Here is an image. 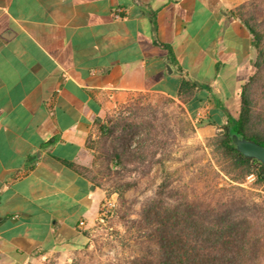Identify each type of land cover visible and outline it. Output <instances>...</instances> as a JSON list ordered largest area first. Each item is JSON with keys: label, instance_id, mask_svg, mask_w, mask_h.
I'll use <instances>...</instances> for the list:
<instances>
[{"label": "crops", "instance_id": "crops-1", "mask_svg": "<svg viewBox=\"0 0 264 264\" xmlns=\"http://www.w3.org/2000/svg\"><path fill=\"white\" fill-rule=\"evenodd\" d=\"M242 1L0 0V264L83 243L105 195L76 167L91 165L87 141L114 104L173 100L200 139L238 118L255 58L229 15Z\"/></svg>", "mask_w": 264, "mask_h": 264}, {"label": "trees", "instance_id": "trees-1", "mask_svg": "<svg viewBox=\"0 0 264 264\" xmlns=\"http://www.w3.org/2000/svg\"><path fill=\"white\" fill-rule=\"evenodd\" d=\"M229 15L239 20L252 37L253 74L241 89L238 118H229L227 124L207 140L206 146L199 148L204 152V166L216 175L223 173L229 182L220 187L216 182L201 179V193L195 189L187 193L183 185L184 193L176 191L173 197L171 194L173 201L165 203L161 197L170 184L165 177L159 186V198L143 209L144 217L154 228L150 242L155 256L149 250L147 256L134 264H259L264 257V200L249 188L240 186L247 176L253 175L252 186L264 191V167L256 160L245 159L236 150L232 138L236 135L264 146V96L260 105L252 96V90L264 81V0H250L231 9ZM194 88L195 85L183 81L180 101L185 102ZM153 129L147 128L135 150L142 145L148 154L159 143L162 145L161 137L155 135ZM98 132H107V126L100 125ZM91 140L89 138L86 144L89 149L93 148ZM206 148L209 157H206ZM113 157L118 158L117 154ZM96 159L97 153L91 168L78 166L76 170L101 189L92 170ZM215 167L219 172H215Z\"/></svg>", "mask_w": 264, "mask_h": 264}, {"label": "rangeland", "instance_id": "rangeland-1", "mask_svg": "<svg viewBox=\"0 0 264 264\" xmlns=\"http://www.w3.org/2000/svg\"><path fill=\"white\" fill-rule=\"evenodd\" d=\"M249 1L243 0L237 6ZM252 96L259 105L262 103L264 81L252 90ZM104 124L107 132H97L91 140L93 148L87 149L93 151L94 156L95 153L98 155L96 160L100 162L96 161L92 170L105 199L96 220L82 231L83 243L69 253H61L60 258L50 260L48 264H134L147 256L149 250L155 256L150 242L154 228L144 217L143 209L147 203L159 198V186L164 178L170 181L161 197L165 203L173 201L171 194L173 197L176 191L184 193L183 185L187 193L192 189L201 193V179L212 184L216 182L220 187L229 182L223 173L216 175L204 166V152L199 149L205 147L207 140L216 133L200 139L177 102L159 95L135 94L114 104L107 112ZM149 126L163 143L147 154L142 145L139 151L135 148ZM205 153L209 157L207 148ZM114 154L118 158H114ZM93 161L85 168H91ZM214 170L219 172L216 167ZM253 181L247 183L245 178L240 186L249 188L264 200V191L259 186H252ZM126 185L129 187L123 189ZM259 264H264V257Z\"/></svg>", "mask_w": 264, "mask_h": 264}, {"label": "water", "instance_id": "water-1", "mask_svg": "<svg viewBox=\"0 0 264 264\" xmlns=\"http://www.w3.org/2000/svg\"><path fill=\"white\" fill-rule=\"evenodd\" d=\"M232 138L236 150L245 159L256 160L264 167V146L256 143L253 140L239 138L236 135H232Z\"/></svg>", "mask_w": 264, "mask_h": 264}, {"label": "built area", "instance_id": "built-area-1", "mask_svg": "<svg viewBox=\"0 0 264 264\" xmlns=\"http://www.w3.org/2000/svg\"><path fill=\"white\" fill-rule=\"evenodd\" d=\"M120 11H121L120 9H116L112 13V16H113L114 19H119V17H120V15H119ZM246 179H247V183H250V182H252L254 180V176L253 175H249V176L246 177ZM79 224H80V226H82L83 225V222H80Z\"/></svg>", "mask_w": 264, "mask_h": 264}]
</instances>
